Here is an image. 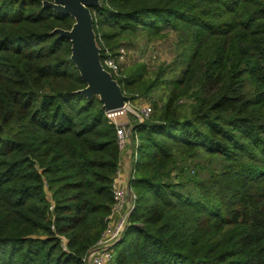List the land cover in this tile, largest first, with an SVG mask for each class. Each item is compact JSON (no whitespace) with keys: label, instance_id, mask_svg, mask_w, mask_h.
I'll return each instance as SVG.
<instances>
[{"label":"trees","instance_id":"trees-1","mask_svg":"<svg viewBox=\"0 0 264 264\" xmlns=\"http://www.w3.org/2000/svg\"><path fill=\"white\" fill-rule=\"evenodd\" d=\"M42 1L0 0V264H83L113 202L115 127L53 32L74 19ZM91 12L101 61L142 39L175 45L171 63L115 77L134 101L162 95L134 126L136 198L108 264H264V0Z\"/></svg>","mask_w":264,"mask_h":264},{"label":"built area","instance_id":"built-area-1","mask_svg":"<svg viewBox=\"0 0 264 264\" xmlns=\"http://www.w3.org/2000/svg\"><path fill=\"white\" fill-rule=\"evenodd\" d=\"M125 57L126 51L123 47H118L114 52L106 49L101 64L115 78L122 74ZM129 101L128 98L123 108L111 111L104 110L109 122L115 127L116 143L120 153L117 170L111 185L113 197L111 209L104 218L105 226L98 239L82 257L83 264L109 263L113 256L114 246L122 238L129 215L134 208L136 195L129 185L130 179L134 178L135 165L139 157L137 151L138 135L134 126L135 123L146 120L151 115L153 108L146 102V99L143 100L144 104L132 107L129 106ZM126 111L129 114L124 116ZM123 153L127 155L126 173L122 172L120 164Z\"/></svg>","mask_w":264,"mask_h":264},{"label":"water","instance_id":"water-1","mask_svg":"<svg viewBox=\"0 0 264 264\" xmlns=\"http://www.w3.org/2000/svg\"><path fill=\"white\" fill-rule=\"evenodd\" d=\"M42 6L74 19L69 29L55 28L53 32L70 41V59L86 83L78 92L88 99L97 96L106 111L123 108L128 96L117 79L103 68L93 30L91 8L99 7L100 0H43Z\"/></svg>","mask_w":264,"mask_h":264},{"label":"rangeland","instance_id":"rangeland-1","mask_svg":"<svg viewBox=\"0 0 264 264\" xmlns=\"http://www.w3.org/2000/svg\"><path fill=\"white\" fill-rule=\"evenodd\" d=\"M120 47H123L126 51V57L123 61V69H127L129 66L134 65L135 63L143 62L150 70V73H152L156 71V69L162 63H171L175 57V45L173 34H170L169 36L164 37L162 39L154 40L150 43H147L144 39L139 40L138 45H136L135 47L129 45H122ZM179 67L181 68L182 66L179 65ZM159 89L160 88H153L150 92L149 97H136L138 98L136 101H134V99H130L129 106H140L145 103L143 101L145 99L148 104L152 105V102L159 101V98L162 95V92L159 91ZM127 112L128 111L124 113V116L129 114ZM206 167H211V165L206 164ZM198 173L201 176H206L207 171L198 170ZM193 174L194 172H192L191 170L187 171V175Z\"/></svg>","mask_w":264,"mask_h":264},{"label":"crops","instance_id":"crops-1","mask_svg":"<svg viewBox=\"0 0 264 264\" xmlns=\"http://www.w3.org/2000/svg\"><path fill=\"white\" fill-rule=\"evenodd\" d=\"M120 164H121L122 172L126 173V170H127V155L124 154V153L121 154Z\"/></svg>","mask_w":264,"mask_h":264}]
</instances>
